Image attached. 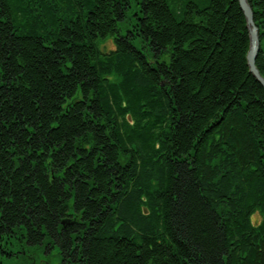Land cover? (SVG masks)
<instances>
[{
	"label": "trees",
	"instance_id": "obj_1",
	"mask_svg": "<svg viewBox=\"0 0 264 264\" xmlns=\"http://www.w3.org/2000/svg\"><path fill=\"white\" fill-rule=\"evenodd\" d=\"M178 6L0 0V264H33L27 244L68 264H264L246 18L238 0Z\"/></svg>",
	"mask_w": 264,
	"mask_h": 264
},
{
	"label": "rangeland",
	"instance_id": "obj_2",
	"mask_svg": "<svg viewBox=\"0 0 264 264\" xmlns=\"http://www.w3.org/2000/svg\"><path fill=\"white\" fill-rule=\"evenodd\" d=\"M197 2L200 4H203L204 0H177V2L179 3V6L177 8V10L179 12L183 11V8L187 5L188 2ZM170 5L172 6L171 2ZM121 27L124 31V33H127L128 27H127V23H122ZM105 49H110L112 50L114 48V41H108L105 45H104ZM254 221V219H253ZM16 241H13V243H15ZM25 251H26V256L27 258L25 260H33V264H58V250H51L50 252L46 251V248H44L43 246H32V245H25L24 247ZM22 252V250L20 251ZM24 250H23V254H24ZM24 260V257L20 258V259H6L4 258V264H20L21 261Z\"/></svg>",
	"mask_w": 264,
	"mask_h": 264
},
{
	"label": "water",
	"instance_id": "obj_3",
	"mask_svg": "<svg viewBox=\"0 0 264 264\" xmlns=\"http://www.w3.org/2000/svg\"><path fill=\"white\" fill-rule=\"evenodd\" d=\"M240 7L245 15L250 37V48L247 54V63L250 73L264 88V77L256 66L257 58L261 52V40L259 28L255 24L254 12L248 0H238ZM65 225V223H64Z\"/></svg>",
	"mask_w": 264,
	"mask_h": 264
},
{
	"label": "flooded vegetation",
	"instance_id": "obj_4",
	"mask_svg": "<svg viewBox=\"0 0 264 264\" xmlns=\"http://www.w3.org/2000/svg\"><path fill=\"white\" fill-rule=\"evenodd\" d=\"M48 252H50V251H48ZM58 255V264H68V263H71V261H70V258L69 257H71V255H68V257H65L64 255H61V256H59V254H57ZM73 262H74V260H73Z\"/></svg>",
	"mask_w": 264,
	"mask_h": 264
}]
</instances>
